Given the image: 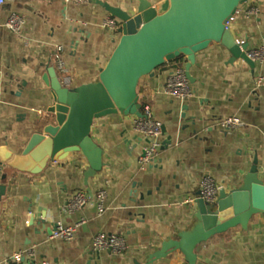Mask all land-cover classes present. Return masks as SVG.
I'll list each match as a JSON object with an SVG mask.
<instances>
[{
	"label": "crops",
	"instance_id": "obj_1",
	"mask_svg": "<svg viewBox=\"0 0 264 264\" xmlns=\"http://www.w3.org/2000/svg\"><path fill=\"white\" fill-rule=\"evenodd\" d=\"M65 0H4L0 4V146L21 151L32 120L44 114L50 102L46 84L56 45L64 47L74 87L98 80L121 36L118 29L103 26L109 15L98 3ZM135 12L138 0H101ZM152 4L160 0H149ZM258 13L249 14L251 9ZM12 13L25 18L23 32L13 34L5 26ZM236 39L248 49L264 44V0L241 5L230 20ZM29 40L30 44L26 45ZM211 43L196 55L191 67L193 96L181 101L164 94L175 64L166 63L138 86L142 104L165 132L152 164L141 167L144 140L136 131L134 116L110 114L93 122L91 136L103 149L102 171L88 180V161L71 153L57 163L50 161L40 174L14 170L0 162V264L14 250L34 249L37 258L51 264H145L163 241L176 239L197 221L196 200L206 176L227 192L237 188L259 159L264 179V62L252 68ZM186 60H184L183 65ZM38 117V118H37ZM238 118L241 124L222 123ZM105 190V210L97 215L96 192ZM77 191L90 200L84 212L62 213L63 205ZM81 225L70 241L51 238L59 222ZM117 234L126 242L121 254L100 252L95 257L93 238ZM94 252L93 254H91ZM196 264H264V214L252 217L247 229L237 226L215 235L196 250ZM154 264H188L180 251Z\"/></svg>",
	"mask_w": 264,
	"mask_h": 264
},
{
	"label": "water",
	"instance_id": "obj_2",
	"mask_svg": "<svg viewBox=\"0 0 264 264\" xmlns=\"http://www.w3.org/2000/svg\"><path fill=\"white\" fill-rule=\"evenodd\" d=\"M250 0H138L135 12L98 3L120 21L121 34L98 80L65 88L56 80L51 66L46 84L50 88L49 106L37 120H32L31 134L24 148L15 152L7 144L0 146V162L14 170L37 175L50 161L79 153L88 161L84 182L102 171L103 149L93 140L95 119L110 114L143 117L138 86L143 77H153L158 68L184 57L187 78L196 63V55L211 43L221 44L230 53V63L243 60L252 68L255 62L247 54L248 43H237L227 22L239 7ZM163 132L165 128L162 127ZM258 156L237 188L219 190L213 204L199 196L197 221L176 239L162 242L160 249L145 264H154L168 254L180 251L188 264H196L197 248L231 228H248L254 215L264 214V179ZM92 252L91 254H93ZM100 258V253L95 252Z\"/></svg>",
	"mask_w": 264,
	"mask_h": 264
},
{
	"label": "built area",
	"instance_id": "obj_3",
	"mask_svg": "<svg viewBox=\"0 0 264 264\" xmlns=\"http://www.w3.org/2000/svg\"><path fill=\"white\" fill-rule=\"evenodd\" d=\"M66 2H72L75 4H82L88 0H65ZM4 0H0V4ZM258 10L253 8L249 11V14H256ZM25 18L19 13H12L4 26L13 34H21L25 26ZM120 21L108 15L103 20V26L111 30H116L120 26ZM230 21L227 22L229 26ZM237 43H242L239 39H236ZM29 40L26 41V45H29ZM64 47L61 44L56 45L52 54L53 64L52 67L55 70L56 80L62 87L73 88V78L69 66L63 56ZM247 56L255 63L264 62V44L257 48L247 49ZM257 86L264 87V76H259L257 79ZM164 94L167 96L185 101L193 96V89L190 80L186 76L184 65L176 67L175 70L168 76L166 84L164 86ZM143 117L134 116V125L136 131L144 140V146L141 151L139 164L141 167H146L152 164L156 158L161 147V136L163 133L162 125L153 117V112L149 104H143L142 106ZM241 124L238 118H229L222 123L223 127L230 128L232 126H238ZM58 160H53L57 163ZM221 188L217 186L214 179L210 176H206L201 184L200 197L207 203H215L219 190ZM105 198L106 192L100 189L96 192L97 199V215H101L105 210ZM90 200L89 194L86 191L74 192L67 202L63 205L62 213L64 215H72L76 212H84ZM88 222V217L81 216L79 220L66 224L59 222L56 224L52 231L51 238L62 239L64 241H70L74 238L78 228ZM94 252L107 251L109 254H121L126 249V242L122 236L117 234H104L99 233L93 238ZM5 264H51L47 260H41L37 258V254L34 249L14 250L11 252L7 262Z\"/></svg>",
	"mask_w": 264,
	"mask_h": 264
},
{
	"label": "trees",
	"instance_id": "obj_4",
	"mask_svg": "<svg viewBox=\"0 0 264 264\" xmlns=\"http://www.w3.org/2000/svg\"><path fill=\"white\" fill-rule=\"evenodd\" d=\"M184 60H185V58L181 56V57H179V58H177V59H175V60H173V61H171L169 63L175 64V68H176V67L182 66L183 63H184Z\"/></svg>",
	"mask_w": 264,
	"mask_h": 264
}]
</instances>
